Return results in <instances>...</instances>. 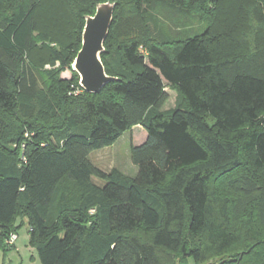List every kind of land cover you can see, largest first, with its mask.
Returning <instances> with one entry per match:
<instances>
[{"label": "trees", "instance_id": "1", "mask_svg": "<svg viewBox=\"0 0 264 264\" xmlns=\"http://www.w3.org/2000/svg\"><path fill=\"white\" fill-rule=\"evenodd\" d=\"M39 1L0 0V253L26 222L41 264H264V72L240 68L256 60L233 40L264 0H249L235 26H169V37L144 18L157 3L211 17L224 0H113L100 54L113 79L97 93L71 65L85 16L107 0H62L68 31L44 34L54 42L43 85L30 59ZM125 15L142 31L113 43ZM166 83L176 99L163 110ZM136 126L146 137L130 146L135 175L91 163Z\"/></svg>", "mask_w": 264, "mask_h": 264}, {"label": "rangeland", "instance_id": "2", "mask_svg": "<svg viewBox=\"0 0 264 264\" xmlns=\"http://www.w3.org/2000/svg\"><path fill=\"white\" fill-rule=\"evenodd\" d=\"M39 2L38 10L36 12L38 27L35 33L37 36L38 46L30 55V59L36 64V69L40 73L39 83L40 85H43L44 78L42 79L41 75L43 73L42 65L47 56L49 44L54 42L50 39V37H45L44 34L47 33L52 38L54 36L60 37L58 28H61V33L63 32V34L65 31H68V18L66 16L65 4L62 0H40ZM249 5H251L249 0H224L217 7V12L212 14L211 17H208V14L204 17H199L187 14L185 15L180 11L170 9L169 7L163 6L161 3H157L153 9H149L144 13V18L150 28L154 31L160 32L164 37L170 36L169 26L174 28L185 27L187 29L190 28L194 32H200L209 24L211 27L210 32L215 33L221 29L235 26L238 23V16L244 8L249 7ZM125 7L126 4L121 7V10L124 12ZM260 16L263 17L261 23L258 18ZM260 16H248L249 18L256 17L253 28L250 29L247 27L248 30L244 31V34H234L235 37L233 36V40L239 47L237 55L244 58V60L248 57L256 60L253 62V60L250 59V61L245 62V64L240 66V68L244 67L247 68L248 71L255 73L264 72V12H262ZM258 19L259 23L256 22ZM118 28L117 33H114L113 35L115 36L113 43L116 42V38H119L120 41L128 40L133 35L142 31L141 22L135 17H127L126 15L124 20L120 19ZM140 51L143 50L140 49ZM233 70H235L233 65L227 69L228 72ZM59 75L64 78H70L71 71L65 70L60 72ZM165 91L167 92L168 97L162 105L163 110L174 107L176 99V91L171 88V86L167 85V83L165 85ZM145 137V129L140 126H136L132 128L131 131L127 130L123 132L112 145L91 151L88 158L93 165L102 170L117 168L124 174L135 175L137 172V166L131 161L130 146L131 143L134 145L141 143ZM94 181L98 184L103 183V181L97 178H95ZM20 222L21 219L18 218L16 220V224L18 225ZM17 233L18 238L16 243L18 250L16 251L15 248H13L7 251H12L10 255V259L12 260L11 262L12 264H30L31 252L29 250H32L36 256L37 253L35 248L31 247L29 244L28 225L26 222L21 225ZM37 264H41L39 260H37Z\"/></svg>", "mask_w": 264, "mask_h": 264}, {"label": "water", "instance_id": "3", "mask_svg": "<svg viewBox=\"0 0 264 264\" xmlns=\"http://www.w3.org/2000/svg\"><path fill=\"white\" fill-rule=\"evenodd\" d=\"M116 3L113 0L98 3L93 15L85 16L81 47L71 65L79 76V85L90 93H97L113 77L104 70L100 54L108 34Z\"/></svg>", "mask_w": 264, "mask_h": 264}, {"label": "crops", "instance_id": "4", "mask_svg": "<svg viewBox=\"0 0 264 264\" xmlns=\"http://www.w3.org/2000/svg\"><path fill=\"white\" fill-rule=\"evenodd\" d=\"M27 240H28V238H27ZM14 246H15V250L17 251L18 247H17L16 241H15ZM29 251L31 252L30 253V260H31L30 264H37V260H39V259L36 257H38V256H36V254L34 255V252H32V250H29ZM11 252L12 251L6 252V253H0V260H1L0 264H12V262H11L12 260L10 259Z\"/></svg>", "mask_w": 264, "mask_h": 264}, {"label": "built area", "instance_id": "5", "mask_svg": "<svg viewBox=\"0 0 264 264\" xmlns=\"http://www.w3.org/2000/svg\"><path fill=\"white\" fill-rule=\"evenodd\" d=\"M55 65H58V62H56ZM45 67L48 68L49 66L46 65ZM79 92H80V89H77V90H75L73 93L76 94V93H79ZM90 212H93V210H90ZM16 239H17V234H16V233H11V234L9 235V237L6 239V244L9 245V246H10V245H14Z\"/></svg>", "mask_w": 264, "mask_h": 264}]
</instances>
